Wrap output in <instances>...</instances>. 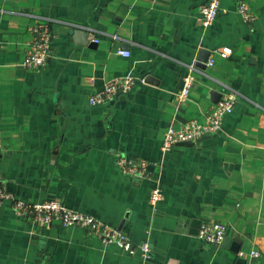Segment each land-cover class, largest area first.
<instances>
[{
  "label": "crops",
  "instance_id": "crops-1",
  "mask_svg": "<svg viewBox=\"0 0 264 264\" xmlns=\"http://www.w3.org/2000/svg\"><path fill=\"white\" fill-rule=\"evenodd\" d=\"M205 2L0 0V186L23 199L62 200L151 247L146 259L79 226H34L6 202L0 264H264V0H249L253 22L239 0H223L208 26ZM50 19L51 57L28 69L30 27ZM65 21L93 27L99 42ZM130 71L146 82L88 102L107 78ZM187 75L190 94L179 102ZM220 83L241 93L221 130L163 152L165 130L203 120ZM119 152L162 163L156 207L152 181L123 174ZM205 220L226 224L221 245L199 238Z\"/></svg>",
  "mask_w": 264,
  "mask_h": 264
},
{
  "label": "built area",
  "instance_id": "built-area-1",
  "mask_svg": "<svg viewBox=\"0 0 264 264\" xmlns=\"http://www.w3.org/2000/svg\"><path fill=\"white\" fill-rule=\"evenodd\" d=\"M222 1L207 0V2L200 5L204 25L208 26L217 19L222 10ZM239 12L247 21L253 22L256 19L249 0H239ZM53 22L51 19L40 21L30 27L32 36L25 43L23 59V65L26 68L38 70L47 65L52 54L51 47L55 37L53 29L55 23ZM64 24L72 29L85 30L93 42H99L93 27L71 21H65ZM120 53L125 56L131 55L129 50H121ZM212 62L213 59H210L207 64H212ZM145 82V76L135 75L131 71L125 75L112 76L106 79L102 88L91 93L88 102L91 105L105 104L108 101L132 93L138 84ZM192 83L193 77L191 75L183 78V87L177 92L179 102H184L188 98ZM220 87L222 97L209 107L203 120L193 118L183 123L179 128L170 125L165 130L161 146L163 152L170 151L181 142H195L203 136L213 135L221 130L224 118L233 113L241 93L226 83H220ZM116 164L125 175L148 178L152 181L150 202L156 207L163 198L160 177L163 171L162 163L133 156L126 152H119L116 155ZM6 202L10 203L11 210L16 216L30 221L34 226L47 227L54 221H59L65 227L79 226L86 229L90 234L99 237L105 244H115L130 255L140 252L142 257L146 259L150 257L151 247L147 241L135 243L123 229L111 225L95 215L68 207L62 200L32 201L23 199L17 197L7 188L0 186V206H3ZM226 234V224L205 220L201 223L198 236L205 243L221 245L226 238ZM243 253L241 252V254ZM251 254L257 257L261 255L258 250H252Z\"/></svg>",
  "mask_w": 264,
  "mask_h": 264
},
{
  "label": "water",
  "instance_id": "water-1",
  "mask_svg": "<svg viewBox=\"0 0 264 264\" xmlns=\"http://www.w3.org/2000/svg\"><path fill=\"white\" fill-rule=\"evenodd\" d=\"M73 30V32L74 33H77V30H80V29H72ZM82 30V29H81ZM85 33H86V37H87V39H88V33L85 31V30H83ZM89 40V42H90V39H88ZM202 59H204V58H202ZM203 62H206V60L204 59V61ZM200 64V66L202 67V66H204L203 64L204 63H199ZM219 97L221 98V93H219ZM219 100V99H218ZM218 100H216V102L218 101ZM182 144H192L193 142L192 141H185V142H181ZM226 239V238H225Z\"/></svg>",
  "mask_w": 264,
  "mask_h": 264
}]
</instances>
